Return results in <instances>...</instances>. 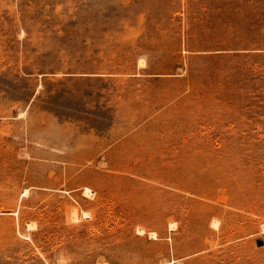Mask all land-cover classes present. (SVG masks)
Segmentation results:
<instances>
[{"label": "rangeland", "instance_id": "obj_1", "mask_svg": "<svg viewBox=\"0 0 264 264\" xmlns=\"http://www.w3.org/2000/svg\"><path fill=\"white\" fill-rule=\"evenodd\" d=\"M0 264H264V0H0Z\"/></svg>", "mask_w": 264, "mask_h": 264}, {"label": "bare ground", "instance_id": "obj_2", "mask_svg": "<svg viewBox=\"0 0 264 264\" xmlns=\"http://www.w3.org/2000/svg\"><path fill=\"white\" fill-rule=\"evenodd\" d=\"M174 227V226H173ZM172 226L170 227L171 229L173 228Z\"/></svg>", "mask_w": 264, "mask_h": 264}]
</instances>
